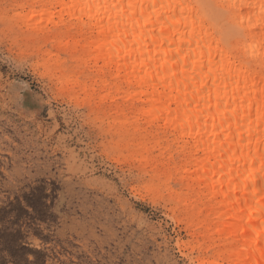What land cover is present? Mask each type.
Instances as JSON below:
<instances>
[{
    "label": "rangeland",
    "instance_id": "374dc122",
    "mask_svg": "<svg viewBox=\"0 0 264 264\" xmlns=\"http://www.w3.org/2000/svg\"><path fill=\"white\" fill-rule=\"evenodd\" d=\"M234 1L203 2L264 75V57L248 53L264 0H237L250 16L241 25ZM47 4L0 0L4 264H235L218 210L190 193L184 140L138 112L132 94L102 88L101 62L82 51L75 19L58 7L28 19Z\"/></svg>",
    "mask_w": 264,
    "mask_h": 264
},
{
    "label": "bare ground",
    "instance_id": "6f19581e",
    "mask_svg": "<svg viewBox=\"0 0 264 264\" xmlns=\"http://www.w3.org/2000/svg\"><path fill=\"white\" fill-rule=\"evenodd\" d=\"M48 1L28 19L57 7L75 19L82 51L101 62L102 88L132 94L138 112L184 140L180 167L191 172L190 193L218 210L235 264H264V75L240 57L204 0ZM230 7L240 25L250 18L237 0ZM260 14L258 31L248 32V53L258 60Z\"/></svg>",
    "mask_w": 264,
    "mask_h": 264
},
{
    "label": "snow or ice",
    "instance_id": "6c2138e0",
    "mask_svg": "<svg viewBox=\"0 0 264 264\" xmlns=\"http://www.w3.org/2000/svg\"><path fill=\"white\" fill-rule=\"evenodd\" d=\"M34 208H35V205L29 206L27 203L23 205V209L27 213H31L34 210ZM2 211H3V206L0 205V212H2ZM0 221H2V216H0ZM2 255H3L2 250H0V264H4V261L2 259Z\"/></svg>",
    "mask_w": 264,
    "mask_h": 264
}]
</instances>
